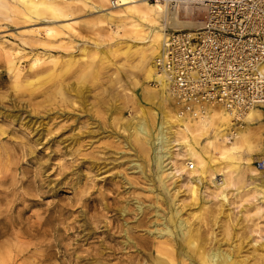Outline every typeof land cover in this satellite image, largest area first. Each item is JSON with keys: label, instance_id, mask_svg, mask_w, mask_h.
<instances>
[{"label": "rangeland", "instance_id": "1", "mask_svg": "<svg viewBox=\"0 0 264 264\" xmlns=\"http://www.w3.org/2000/svg\"><path fill=\"white\" fill-rule=\"evenodd\" d=\"M55 1L68 15H25L0 0V264H156L164 253L201 264L214 248L264 264V186L244 160L231 169L213 154L206 178L175 173L168 191L156 179L150 145L131 124L144 120L155 134L163 111L149 98L147 42L130 9ZM251 127L264 143V127Z\"/></svg>", "mask_w": 264, "mask_h": 264}, {"label": "bare ground", "instance_id": "2", "mask_svg": "<svg viewBox=\"0 0 264 264\" xmlns=\"http://www.w3.org/2000/svg\"><path fill=\"white\" fill-rule=\"evenodd\" d=\"M8 2L11 7L25 12L33 13L37 17L44 14L45 11H50L51 17L64 16L63 8L55 0H12ZM107 0H102L105 2ZM144 1L145 9L135 6L138 2ZM155 0V3L146 2V0H113L112 4L117 7H128L132 16L137 20L133 26H139V31H143L144 41L147 42V47L141 51V61L145 66V77L148 81H152L156 88L151 92L149 98L157 99L158 107L163 111L161 122L157 125L155 134L151 133V128L146 121H136L130 123L134 129L142 136L143 141L152 150V158L155 163V177L162 183L166 191L165 178L171 177L175 173L181 175L180 172L188 174V178L192 181L200 182L210 171H214L213 164L217 154L219 159L225 166L231 169L238 168V163L242 159L246 162L247 169L256 175L259 184L264 186V169L259 170L256 166V161L264 156V143H260V138L253 142L252 134H247L251 129V125L258 123L264 127V114L259 106L249 107L245 110L226 108L216 103H194L185 110L183 105H179L172 95V88L164 76V73L159 72L154 63V57L161 54L164 47L165 34L164 30H179V29H199L203 25V20H193L188 17L192 13V8H198L203 11V6L187 2L186 0ZM182 15L186 16V20H182ZM119 14V13H118ZM27 15V14H25ZM114 14L109 15L113 18ZM47 35L53 32L52 27L45 28ZM17 51H10L8 60L10 68L17 75L18 68L15 65L14 58ZM37 60V59H36ZM264 73V62L259 68ZM171 103L169 112L163 110V103ZM242 114V115H238ZM240 116L239 119L235 118ZM263 119V122L261 120ZM242 122L243 125L240 123ZM237 123V124H236ZM236 124V125H235ZM175 127V128H174ZM258 127V126H257ZM257 127H254L258 129ZM181 139V140H180ZM251 140V144H250ZM256 148V150H254ZM175 149H182L178 154ZM255 151L259 153L254 154ZM261 155V156H260ZM176 156V157H175ZM173 157L177 158L173 160ZM255 161V166L252 161ZM195 162V163H193ZM190 163L192 167L189 168ZM194 188L192 193H194ZM259 198L264 202V190L261 189ZM173 222L176 226V234L180 237L186 235L185 222L182 219L176 221V216H173ZM167 258L165 261H156V264H173L172 256L164 253ZM180 261H183V256H179ZM201 264H241L240 261H235L232 255L218 248L211 249L205 256L199 257ZM185 264H194L189 261Z\"/></svg>", "mask_w": 264, "mask_h": 264}, {"label": "built area", "instance_id": "3", "mask_svg": "<svg viewBox=\"0 0 264 264\" xmlns=\"http://www.w3.org/2000/svg\"><path fill=\"white\" fill-rule=\"evenodd\" d=\"M186 1L203 6V25L165 29L164 47L153 60L177 103L185 110L203 101L227 110L259 106L264 114V0ZM256 166L264 169V156Z\"/></svg>", "mask_w": 264, "mask_h": 264}]
</instances>
